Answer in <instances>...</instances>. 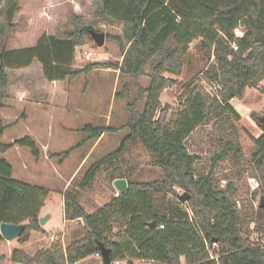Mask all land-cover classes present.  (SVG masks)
Here are the masks:
<instances>
[{"label": "trees", "instance_id": "obj_1", "mask_svg": "<svg viewBox=\"0 0 264 264\" xmlns=\"http://www.w3.org/2000/svg\"><path fill=\"white\" fill-rule=\"evenodd\" d=\"M100 1L101 18L122 25L120 34H106L108 42L120 47L122 62L72 68L76 47L84 43L85 37L92 38V27L82 26L83 20L76 15H72L75 30L66 39L45 36L35 48L24 51L6 50L3 39L0 111L9 95V69L26 68L38 60L50 82L88 77L96 69H115L129 76L137 90V97L127 104L128 120L120 127L86 125L80 132L88 137L80 144L125 130L128 134L117 151L90 167L81 185L90 187L106 165H118L134 142L150 154L163 180L133 181L117 166L113 183L125 179L129 189L94 213L81 204L78 193L66 191L65 219L81 220L83 236L67 246L56 236L48 248L35 255L15 249L11 263L77 264L92 255L98 254L102 259L104 250L110 264H182V259L185 264H264V246L251 241L254 234L264 239V209H258L253 216L241 211L234 199V184L230 182L221 189L214 178L218 163L227 158L237 161L242 154L233 125L241 117L232 102L243 100L249 88L264 82V0ZM4 5L5 0H0V23L6 26L13 15L3 19ZM239 29H243L241 36L236 35ZM198 41L207 66L188 87L178 107L162 105L163 92L176 85V80L165 74L181 77L184 57ZM22 55L26 58L22 59ZM143 78L150 81L147 88L140 84ZM125 91L126 86L117 98H124ZM260 91L264 95V85ZM251 117L262 131L255 139L251 161L264 197V121L255 113ZM210 125L221 133V149L211 158V170L202 175L196 167L200 157L189 150L187 141L197 129ZM5 132L0 114V227L4 223L24 225L17 242L25 244L33 232L43 231L41 212L50 191L13 179V166L2 158L14 147L2 141ZM15 145L28 148L35 158L40 156L37 143L30 137L17 140ZM178 189L190 194L188 202L181 201ZM252 224L254 228L250 230ZM3 240L0 233V241ZM213 242L219 247L218 260L211 258L207 247ZM5 260L1 256L0 264Z\"/></svg>", "mask_w": 264, "mask_h": 264}, {"label": "rangeland", "instance_id": "obj_2", "mask_svg": "<svg viewBox=\"0 0 264 264\" xmlns=\"http://www.w3.org/2000/svg\"><path fill=\"white\" fill-rule=\"evenodd\" d=\"M102 9L100 0H5L1 15L6 19L12 13L13 17L9 25L0 23V29L3 28L0 30V43L5 39L6 50L24 51L35 48L45 36L66 39L67 35L75 30L72 15L83 20L82 26L92 27L96 32L105 35L120 34L122 25L102 19ZM236 35H243V30H237ZM86 53L90 54V60L86 59ZM24 58L26 55H22V59ZM121 62L122 52L117 43L106 40L102 47H98L92 38L85 37L84 43L76 47L72 68L87 67L91 63ZM206 66L207 62L201 54V45L199 41L195 42L184 57L183 75L177 77L165 74L166 77L175 79L176 85L163 92L162 105L178 107L184 100L188 87L198 79ZM8 72L9 95L5 100V107L0 111L6 126L2 141L8 145L13 144L14 147L2 158L13 166L14 180L34 184L33 186L46 185L49 189L47 190L51 192L45 208L51 219L43 226L45 233H32L28 241L30 245L34 247L40 243L45 248L53 243L51 236H54V239L56 236L62 238V233L66 232L61 241L67 246L83 236L82 222L80 225L65 226L61 203H64L65 189L78 193L81 204L89 213H94L119 195L113 183L117 166L133 181L163 180V174L153 164L150 154L139 143L134 142L118 165H106L90 187L81 185L87 171L95 162L120 148L128 131L117 135L106 134L82 145L80 143L88 135L80 131L86 125L120 127L126 123L128 101L137 97V90L129 76H124L115 69L101 68L93 70L88 77L50 82L46 79L38 60H34L26 68H13ZM140 84L147 88L150 81L143 78ZM263 85L264 82L255 88H249L243 100L232 102L241 117L240 120H234L233 125L237 130L242 154L237 161L227 158L218 163L214 172L215 182L221 189H225L230 182L234 184V199L238 209L247 211L250 216L259 209L262 198L259 192L261 183L251 161L255 139L262 135V131L251 114L255 113L259 118L264 117V95L260 91ZM124 86L127 87L124 98H117ZM207 89L211 93L214 92L209 86ZM143 106L142 102L140 109ZM220 134L212 125L202 126L187 141L189 150L200 157L196 167L202 175L211 170V158L221 149L218 141ZM24 137H30L37 143L40 152L38 158H35L28 148L15 145L17 140ZM79 144L80 147L76 148ZM69 151L71 152L68 153ZM57 171L65 179H61ZM177 191L181 196L185 194L180 189ZM168 199L171 200V196H168ZM253 228L254 224L250 230ZM256 236L258 235L254 234L251 238L255 239ZM1 253L3 252L0 250V257H7ZM82 264L103 262L92 255L82 260ZM134 264L156 263L135 261Z\"/></svg>", "mask_w": 264, "mask_h": 264}, {"label": "water", "instance_id": "obj_3", "mask_svg": "<svg viewBox=\"0 0 264 264\" xmlns=\"http://www.w3.org/2000/svg\"><path fill=\"white\" fill-rule=\"evenodd\" d=\"M89 34L91 35L93 41L96 43L98 47H102L106 41V35L104 33H99L94 30H90ZM264 121V117L262 118ZM114 187L118 191L119 195L124 194L128 191L129 186L128 182L125 179H118L114 181ZM191 196L188 193H185L181 196V201L186 203L190 200ZM259 209H264V197L262 196L261 202L259 205ZM49 216L46 215L40 219V225L44 226L48 221ZM24 231V225H14V224H7L4 223L0 227V233L4 240L6 241H14L17 240ZM103 264H110V257L107 252L103 250L102 254Z\"/></svg>", "mask_w": 264, "mask_h": 264}, {"label": "crops", "instance_id": "obj_4", "mask_svg": "<svg viewBox=\"0 0 264 264\" xmlns=\"http://www.w3.org/2000/svg\"><path fill=\"white\" fill-rule=\"evenodd\" d=\"M243 30V29H242ZM83 165V164H82ZM81 165V166H82ZM27 170V169H26ZM58 172V171H57ZM58 174L61 176V179H65V178H63L62 177V175L58 172ZM68 181L70 180V178H66ZM59 182L61 181L59 178L57 179ZM67 180H66V182H67ZM25 183V182H24ZM61 183V182H60ZM32 185H34V184H32ZM36 186H39V187H43V188H46V189H48V187L46 186V185H39V184H36ZM49 190V189H48ZM65 191H66V189L63 191V195H64V193H65ZM50 194H51V192H50ZM50 196V195H49ZM49 198V197H48ZM61 203H62V209H63V219H64V221L66 222L65 223V226H67V225H69V226H72V224H76V225H80L81 224V220H77V221H73V222H71V221H67L66 219H65V215H64V203L61 201ZM46 204H47V201H46ZM46 204H45V207L42 209V212H41V218L42 217H44V216H46V215H48L49 216V219H48V221L51 219V215L46 211ZM42 228H43V231H41V232H44L45 233V230H44V227L42 226ZM74 231V230H73ZM41 232H39V233H41ZM64 235H66V232L65 233H62V238L61 239H64ZM32 236V235H31ZM37 243H38V241H37ZM34 244H35V242H34ZM47 245V244H46ZM63 245L64 246H66L64 243H63ZM41 247H43V245L41 246V244L39 243V245L38 244H36V245H34V247L32 246V245H30V243H25V244H19L18 242H17V240H14V241H6V240H4L3 242H0V250L3 252V253H1V254H6V260H5V262L3 263V264H12L11 263V255H12V252L15 250V249H22V250H24L25 252H27L28 254H31V255H35V254H37L40 250H42V249H45V248H48L49 247V245H47L45 248L43 247V248H41ZM96 256V255H95ZM97 257V256H96ZM97 258H100V257H97ZM182 261V264H185V262H184V259H182L181 260ZM102 262H103V260H102ZM77 264H82V261L81 262H79V263H77Z\"/></svg>", "mask_w": 264, "mask_h": 264}, {"label": "built area", "instance_id": "obj_5", "mask_svg": "<svg viewBox=\"0 0 264 264\" xmlns=\"http://www.w3.org/2000/svg\"><path fill=\"white\" fill-rule=\"evenodd\" d=\"M234 50L237 51L238 50V47L237 46H234ZM85 56H86V59L87 60H90V54L89 53H86ZM159 229H163V226H160ZM51 238L53 240H55L54 239L55 238L54 236H51ZM251 241H252V243H254V245L264 246V239H260L259 236H256L255 239H252L251 238ZM207 247H208V250L210 252L211 258L212 259H215V260H218V254L217 253L219 251V247L217 245V242H213L212 244H207ZM96 256L99 257L98 254ZM152 263H154V262H152ZM113 264H125V262L117 261V262H115Z\"/></svg>", "mask_w": 264, "mask_h": 264}]
</instances>
